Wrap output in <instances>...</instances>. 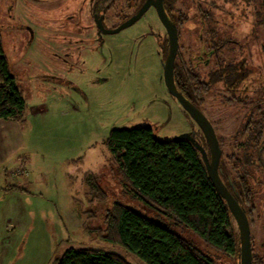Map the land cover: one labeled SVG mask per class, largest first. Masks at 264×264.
Instances as JSON below:
<instances>
[{"label": "rangeland", "instance_id": "obj_1", "mask_svg": "<svg viewBox=\"0 0 264 264\" xmlns=\"http://www.w3.org/2000/svg\"><path fill=\"white\" fill-rule=\"evenodd\" d=\"M221 2L215 7L207 0H179L176 6L189 15L188 21L198 22L201 8L214 13L205 30L215 28L220 36L235 37L221 57L226 61L246 57L254 71L252 103L227 102L224 96L230 95L222 84L206 97L204 113L227 159L233 152L243 153L238 147L243 138L236 139L235 134L249 109L260 103L264 110V16L257 17L254 27V15ZM91 9L90 0H0V38L27 104L25 147L16 155L17 161L26 163L22 168L27 173L15 181L12 169L9 177L0 170V264H53L70 247L107 246L95 229H105V215L115 202L154 215L133 197L117 157L105 144L111 130L147 125L161 140L199 131L165 86L159 44L165 31L156 11L151 8L134 26L104 35L100 42L90 27ZM118 12L108 14L111 25L118 23ZM72 27L78 33L69 34L67 28ZM181 34L187 62V49L197 50L200 40L190 22ZM205 66L200 71L204 75L215 61ZM261 116L254 112L255 120ZM251 153L258 160L256 152ZM262 158L264 164V149ZM258 163L251 168L256 211L250 225L252 248L263 256L264 168ZM17 166L14 170L21 167ZM90 177L105 198L92 193ZM175 231L220 264L236 263L234 255L215 252L194 232L181 227ZM108 248L122 252L130 264H143L120 246Z\"/></svg>", "mask_w": 264, "mask_h": 264}, {"label": "trees", "instance_id": "obj_2", "mask_svg": "<svg viewBox=\"0 0 264 264\" xmlns=\"http://www.w3.org/2000/svg\"><path fill=\"white\" fill-rule=\"evenodd\" d=\"M221 1H225L229 6L234 3L235 11L241 10L254 15V27L258 26L257 17L263 19L264 0ZM208 3L215 5L218 0H208ZM206 10L204 9L205 21H213L214 13ZM234 16L238 17L237 12H234ZM243 16L247 15L240 14L239 17ZM208 32L214 36L218 34L215 28ZM233 39L235 37H224L220 40L223 44L220 46L229 48L234 42ZM261 54L264 59V44ZM243 60L226 61L222 57L218 58V66L208 71L209 80L204 81L199 72L185 64L182 58H178L176 85L186 98L203 111L206 97L212 92V88L222 84L228 91L236 76L241 77L245 71L248 72L242 63ZM245 65L248 66L247 59ZM226 97L228 96H225L224 100L227 102L248 105L239 96L230 99ZM262 107L260 103L254 104L245 116L241 131L235 134L236 139L243 138L238 146L243 153L233 152L227 159L222 156L219 167L222 180L246 211L250 224L256 211V180L252 181L251 168L263 160ZM26 109V101L9 68L0 38V119L18 120L24 124ZM255 111L262 114L258 120L254 119ZM193 137L210 156L202 132L199 130ZM105 144L117 157L126 183L132 188L133 197L143 203L147 210L154 212V215L115 202L105 215V229H95L98 235L108 242L107 246L70 247L61 258L55 259L53 264H130L122 252L109 249L110 245L120 246L143 264H220L212 255L204 253L193 242L179 235L175 231L177 227L194 232L217 253L234 255L237 264L240 255L237 224L226 201L210 180L202 155L191 141L161 140L154 134L153 129L146 125L131 129H113ZM220 146L222 148L221 143ZM251 151L256 152L258 160L253 159L255 156L253 157ZM229 160L231 166L227 163ZM261 166L264 168L263 163ZM90 178L92 193H98L105 198L106 194L100 185L93 177ZM252 264H264V257L254 251V248Z\"/></svg>", "mask_w": 264, "mask_h": 264}, {"label": "flooded vegetation", "instance_id": "obj_3", "mask_svg": "<svg viewBox=\"0 0 264 264\" xmlns=\"http://www.w3.org/2000/svg\"><path fill=\"white\" fill-rule=\"evenodd\" d=\"M153 1L154 0H90L91 5H92L91 13L89 15L91 17V20H92V23H91L92 25L90 27L95 29V31H93V33L96 32V35L99 38L98 40H100V42H101L103 40L104 35H112V34L104 33L105 30L113 31V30L119 28L120 26H122L123 24H125L126 22H130V21L134 20V18L136 16H138L140 14L141 10L145 7L146 3L150 4V3H153ZM178 1L179 0H163V4H164L165 10H166V13L168 14L170 20L172 21V23L176 26V28L178 30L179 49H178V54H177L176 60L178 58L181 60V58H182V60L185 64H189V67H192L194 69V71H197L200 73V75L202 76V79L204 81H208L209 80L208 79V72L205 73V75H204V71L202 73L200 72L201 68H204L205 65H208L213 60L215 61V66L212 69L214 70L218 66V65H216V60L219 63L218 58H221V53L225 50V48H222L223 46H220V44H221L220 40L224 39V37L220 36L218 30H217L218 34L216 36H214V34H209L208 30H205V27H207V24H206V21L204 19V8L199 9L200 13L198 16V19H199L198 22L188 21L189 15L184 14L180 9L177 8L176 4ZM168 2H170V5H168ZM151 8H153L155 10V8L153 6H150L143 15H141L138 19H136L127 28L134 26L136 23H138ZM115 9H118V11H119L115 16L118 23L111 25L108 22L109 21L108 20V14L113 12ZM98 22L102 23L103 29L99 28ZM188 22H190V24L192 23L193 24V30H196L198 32V36H199V40H200L199 41L200 46L197 50H193V49H195L194 46L187 49L188 50L187 52L189 53L190 57H189L188 61L186 62L184 59L185 56L183 54V51H184L183 48L186 49V47H180V38L182 35L181 29L183 26L187 25ZM72 24H74V23H72ZM197 25H200V28L198 30H197ZM127 28H125V29H127ZM125 29H123V30H125ZM123 30H121V31H123ZM67 31L69 34L70 33H78V31L75 32L74 27L67 28ZM164 31L165 32H163L160 36L159 44H160V47L164 53V56L166 55V57H167L168 50H169V35H168V32L165 29V27H164ZM221 45H223V44H221ZM166 57H164L163 59H165ZM245 59H246V57H244V60L242 61V63H244L243 65L245 67V70H247L248 72L245 71V73H243V75L241 77L236 76L235 77L236 79L234 81L233 86L229 87L228 91L226 90V88H223V90H225L227 93H229L228 95H230L229 97H226L227 99L239 96V98L241 97L240 99L243 100L245 103L246 102L252 103V99H253L252 97L253 96H251V95L255 89L253 87L254 83H255L254 71L251 70V68L249 66L245 65ZM175 71H176V62H175ZM175 80H176V75H175ZM196 133L197 132L193 133V135L195 136ZM255 186H256V183H255L254 187ZM252 243H253V241H252ZM263 249H264V246H263ZM263 257H264V254H263Z\"/></svg>", "mask_w": 264, "mask_h": 264}, {"label": "water", "instance_id": "obj_4", "mask_svg": "<svg viewBox=\"0 0 264 264\" xmlns=\"http://www.w3.org/2000/svg\"><path fill=\"white\" fill-rule=\"evenodd\" d=\"M153 6L157 12L158 18L165 27L169 35V50L168 55L163 59V78L165 86L169 94L174 97L181 105L183 110L188 114L190 119L195 122L203 133L207 142L210 156H208L207 150L193 137V134H186L174 139H187L193 143L195 148L200 152L206 165L207 173L214 184L219 195L226 201L227 206L235 219L238 227L240 237V255L237 258V264H252L253 263V248L251 240V225L248 215L244 208L241 206L236 196L231 193L221 177L220 162L223 154V150L220 146V142L214 126L210 119L204 114V112L188 100L178 89L175 80V62L179 49L178 30L176 26L170 20L166 13L163 0H154L153 3H146L145 7L141 10L140 14L130 22H126L119 28L110 31L105 30L106 34H116L121 30L127 28L136 19L143 15L147 9ZM100 29H103L101 22H98Z\"/></svg>", "mask_w": 264, "mask_h": 264}, {"label": "crops", "instance_id": "obj_5", "mask_svg": "<svg viewBox=\"0 0 264 264\" xmlns=\"http://www.w3.org/2000/svg\"><path fill=\"white\" fill-rule=\"evenodd\" d=\"M23 129L24 125L21 121L0 119V170H3V175L5 177H9V169H12L11 176L15 181H18V176L23 177L27 173V169L22 168H26V163L22 164L16 160L17 153L25 147L22 136ZM20 160L22 161L21 158ZM17 165L21 167L14 170V166ZM19 180H21V178ZM12 188L13 187H11V189ZM15 188H17V184ZM16 190L21 191V189Z\"/></svg>", "mask_w": 264, "mask_h": 264}]
</instances>
